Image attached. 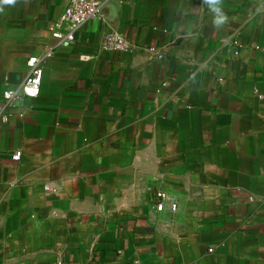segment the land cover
Masks as SVG:
<instances>
[{
	"label": "crops",
	"instance_id": "1",
	"mask_svg": "<svg viewBox=\"0 0 264 264\" xmlns=\"http://www.w3.org/2000/svg\"><path fill=\"white\" fill-rule=\"evenodd\" d=\"M67 1L2 6L0 96ZM101 1L0 119V264H264V0Z\"/></svg>",
	"mask_w": 264,
	"mask_h": 264
},
{
	"label": "built area",
	"instance_id": "2",
	"mask_svg": "<svg viewBox=\"0 0 264 264\" xmlns=\"http://www.w3.org/2000/svg\"><path fill=\"white\" fill-rule=\"evenodd\" d=\"M103 5L104 2L101 0L67 1L61 13L48 24V31L55 41L54 44L40 55H31L27 58V74L19 85L11 87L7 78H5L4 88L0 96V119L5 121L8 111L14 108H18L20 115H22L24 97H36L38 95L43 72L42 61L50 57L55 48L71 46L75 42L77 31L86 21L98 18ZM253 46L258 47V45ZM99 49L130 51L132 50V44L122 33L112 30L104 33L99 43ZM148 52L151 56L160 59L163 57L164 49L151 47ZM20 154L21 151L16 150L12 158L17 160ZM156 196L161 199L156 203V208L162 210L164 193L157 192ZM171 208L176 209V204L172 203ZM57 264H63V262L59 261Z\"/></svg>",
	"mask_w": 264,
	"mask_h": 264
},
{
	"label": "clouds",
	"instance_id": "3",
	"mask_svg": "<svg viewBox=\"0 0 264 264\" xmlns=\"http://www.w3.org/2000/svg\"><path fill=\"white\" fill-rule=\"evenodd\" d=\"M213 12H215L214 24L220 26L224 24L227 20V16L223 14L218 7L221 3V0H204ZM17 0H0V12L3 11V5H15Z\"/></svg>",
	"mask_w": 264,
	"mask_h": 264
},
{
	"label": "snow or ice",
	"instance_id": "4",
	"mask_svg": "<svg viewBox=\"0 0 264 264\" xmlns=\"http://www.w3.org/2000/svg\"><path fill=\"white\" fill-rule=\"evenodd\" d=\"M33 92H34V90H33Z\"/></svg>",
	"mask_w": 264,
	"mask_h": 264
}]
</instances>
